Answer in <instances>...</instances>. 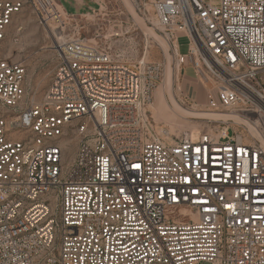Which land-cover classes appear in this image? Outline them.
Segmentation results:
<instances>
[{"label":"built area","instance_id":"obj_1","mask_svg":"<svg viewBox=\"0 0 264 264\" xmlns=\"http://www.w3.org/2000/svg\"><path fill=\"white\" fill-rule=\"evenodd\" d=\"M148 1L177 73L226 116L196 135L158 131L161 65L65 35L58 0H0V44L26 8L56 25L41 103L0 59V264H264V0Z\"/></svg>","mask_w":264,"mask_h":264},{"label":"rangeland","instance_id":"obj_2","mask_svg":"<svg viewBox=\"0 0 264 264\" xmlns=\"http://www.w3.org/2000/svg\"><path fill=\"white\" fill-rule=\"evenodd\" d=\"M58 1L73 17L65 35L80 36L91 43L96 42L130 62L145 60L161 65L164 76L160 86L165 83L166 68L170 65L173 81L168 82V89L181 107L196 113L208 112L205 106L206 93L212 86L198 78L191 68L180 75L177 73L170 45L154 28L156 22L148 0H96L100 6L91 3L78 12L70 6V0ZM54 29L55 24L50 29L42 26L33 11L26 8L14 18L7 41L0 44V59L10 57L27 66L26 89L29 99L36 103L44 100L56 66ZM148 30H152L158 38ZM162 43L169 47L170 61L165 57ZM189 46L187 38L179 40L182 54L188 52ZM155 106L156 94L151 107L152 116L158 131L172 140H177L188 132L192 133V127L198 131L209 120L200 116L183 118L177 123L175 119V123H169L156 113ZM65 149L67 159L72 160L77 150V141L67 143Z\"/></svg>","mask_w":264,"mask_h":264},{"label":"bare ground","instance_id":"obj_3","mask_svg":"<svg viewBox=\"0 0 264 264\" xmlns=\"http://www.w3.org/2000/svg\"><path fill=\"white\" fill-rule=\"evenodd\" d=\"M150 34H152L154 37L158 38V36L152 31L148 30ZM56 34V33H55ZM58 37V35H57ZM163 44V43H162ZM163 50L165 53V57L167 60H171L170 54H169V47L167 44H163ZM173 81V73H172V68L170 65L167 66L166 68V73H165V83L163 86H160L157 90L156 93V108L155 111L156 113L165 121L169 123H173L176 120L179 122L183 118L187 119H193L196 117H207L206 119H211V120H218V119H225L226 116L223 115H218L214 113H196L193 111H189L181 107V105L178 103V101L175 99L172 91H169L168 89V82ZM175 123V122H174ZM191 131L193 134L196 135L197 129L191 128Z\"/></svg>","mask_w":264,"mask_h":264},{"label":"crops","instance_id":"obj_4","mask_svg":"<svg viewBox=\"0 0 264 264\" xmlns=\"http://www.w3.org/2000/svg\"><path fill=\"white\" fill-rule=\"evenodd\" d=\"M87 1V3H86ZM95 3L98 4L96 0H70V6L75 9L77 12L83 8V6H89V4ZM64 9L68 12L66 7L63 5ZM90 8V7H89ZM7 59H11L10 57H6ZM12 60V59H11Z\"/></svg>","mask_w":264,"mask_h":264}]
</instances>
